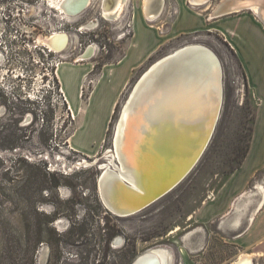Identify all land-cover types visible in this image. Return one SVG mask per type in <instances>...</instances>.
Masks as SVG:
<instances>
[{
	"label": "rangeland",
	"instance_id": "1",
	"mask_svg": "<svg viewBox=\"0 0 264 264\" xmlns=\"http://www.w3.org/2000/svg\"><path fill=\"white\" fill-rule=\"evenodd\" d=\"M143 1L123 0L114 19L103 15L102 0L74 17L58 0H0V264H40L42 249L43 264H131L152 247L169 252L170 264H232L241 254L264 264V206L245 230L259 197L231 211L242 191L264 187L259 23L250 13L211 19L220 0L200 9L188 0ZM57 32L68 37L60 53L42 42ZM189 44L211 50L222 69L212 138L172 191L117 217L102 204L98 182L120 113L147 67ZM88 48L90 61L77 62Z\"/></svg>",
	"mask_w": 264,
	"mask_h": 264
},
{
	"label": "bare ground",
	"instance_id": "2",
	"mask_svg": "<svg viewBox=\"0 0 264 264\" xmlns=\"http://www.w3.org/2000/svg\"><path fill=\"white\" fill-rule=\"evenodd\" d=\"M64 1L66 0H58L57 7L65 6ZM148 1H143V7ZM89 2L87 0L86 7ZM208 2L209 0H188V5L200 9ZM250 3L254 5L248 8L246 4ZM101 7L104 16L116 19L123 11V0H102ZM242 7L247 9H241ZM211 10V19L250 13L264 28V0H220ZM155 14H150L149 19ZM42 42L51 51L59 52L60 47L67 46L68 37L57 32ZM183 47L168 54L171 56L158 60L142 82L133 86L115 131L113 130V150L101 171L98 188L102 204L117 217L138 213L128 209L125 204L133 193H140L145 187V173L151 154H146V159H142L141 155L144 154V149L147 150L160 121L166 117L174 118L185 132L195 135L201 131L200 128L193 127L196 119L202 117L216 102L221 105L223 77L219 60L211 50L202 45L189 44ZM93 52V48H88L78 57L77 62L89 59ZM255 193L259 199L247 219V226L264 205V187L257 184L250 192L239 194L233 203L234 211L237 210L239 200L250 199ZM230 223L237 227L238 218ZM176 231L177 228L172 233ZM117 242L115 241V245ZM46 256V250L42 249L39 252L40 264L45 262ZM251 259V255L241 254L232 264H251ZM135 260V264H170L171 256L162 248L152 247Z\"/></svg>",
	"mask_w": 264,
	"mask_h": 264
},
{
	"label": "water",
	"instance_id": "3",
	"mask_svg": "<svg viewBox=\"0 0 264 264\" xmlns=\"http://www.w3.org/2000/svg\"><path fill=\"white\" fill-rule=\"evenodd\" d=\"M64 2L65 6H58V9L64 15L74 17L85 9L87 0H66ZM246 5L249 8L254 4ZM241 9L247 8L242 7ZM48 49L50 50V48ZM63 49L60 47L58 50L60 52ZM175 52L174 50L173 53ZM169 56L171 55L164 56L158 60ZM158 60L147 67L136 80L134 86L142 82L144 76ZM220 109L221 105L216 102L204 112L202 117L196 119L193 127L200 128L201 131L195 135L185 132L184 128H181L174 118L169 119L166 117L160 121L147 150L144 149V154L141 155L143 159L146 154H151L148 170L145 173V187L140 193H133L129 197L125 204L128 209L136 210L137 212L144 210L172 191L188 175L212 138ZM135 263L136 260L134 259L131 264ZM155 264H158V262Z\"/></svg>",
	"mask_w": 264,
	"mask_h": 264
},
{
	"label": "crops",
	"instance_id": "4",
	"mask_svg": "<svg viewBox=\"0 0 264 264\" xmlns=\"http://www.w3.org/2000/svg\"><path fill=\"white\" fill-rule=\"evenodd\" d=\"M159 17V14H157L156 15V18H158ZM146 19V18H145ZM142 20V19H141ZM146 21H147V19H146ZM142 22L144 23V21L142 20ZM254 25L256 26V28L258 29V31H259V35H260V37H262L263 38V40H264V29L258 24H255L254 23ZM193 29H195V28H188L187 30H184L183 32H188V31H192ZM177 34H179V33H177ZM174 35H176V34H174ZM133 37V36H132ZM240 38V37H239ZM160 41L156 44V46L155 47H153V49H151L144 57H142L136 64H134L133 66H131L130 67V69H129V71L127 72V74H126V76L124 77V79H123V81L121 82V83H127V81L129 80V78H130V76H131V74L133 73V71L134 70H136L137 68H139L153 53H155L156 52V50L159 48V46H160ZM237 54H238V56H239V60H240V62H241V57H240V54H239V52H238V50H237ZM123 59V58H122ZM122 59H121V61H122ZM120 61V62H121ZM119 62V63H120ZM118 63V64H119ZM242 64V63H241ZM243 66V65H242ZM244 68V71H245V73H246V76H247V80H248V83H252L251 82V80H250V78H249V74H248V71H247V69L245 68V67H243ZM120 90V89H119ZM117 95V94H116ZM115 98H116V96H115ZM115 98L113 99V101L111 102V104H110V106H113V103H114V101H115ZM68 103H70L69 101H68ZM242 192H244V191H242ZM241 192V193H242ZM240 193V194H241ZM236 199V198H235ZM264 206V205H263ZM263 206H262V208H263ZM261 208V209H262ZM260 209V210H261ZM232 212H233V210H231ZM259 212V211H258ZM257 212V213H258ZM255 215H257V214H255ZM228 216V215H227ZM226 218V217H225ZM225 218H223L222 220H224ZM255 218V217H254ZM254 218L252 219V221H251V223L248 225V226H246V228H245V230L246 229H248L250 226H251V224L253 223V221H254ZM222 220H220V221H222ZM231 226V230H235L237 227H236V225H230ZM238 226V225H237ZM237 237L238 238H240V235H238L237 234Z\"/></svg>",
	"mask_w": 264,
	"mask_h": 264
}]
</instances>
